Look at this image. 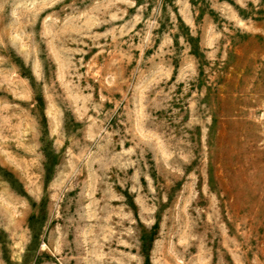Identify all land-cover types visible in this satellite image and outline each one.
Returning a JSON list of instances; mask_svg holds the SVG:
<instances>
[{
	"label": "rangeland",
	"instance_id": "rangeland-1",
	"mask_svg": "<svg viewBox=\"0 0 264 264\" xmlns=\"http://www.w3.org/2000/svg\"><path fill=\"white\" fill-rule=\"evenodd\" d=\"M0 264H264V0H0Z\"/></svg>",
	"mask_w": 264,
	"mask_h": 264
}]
</instances>
